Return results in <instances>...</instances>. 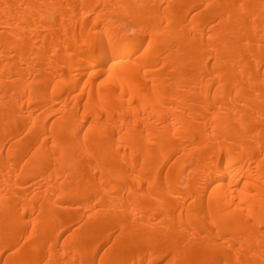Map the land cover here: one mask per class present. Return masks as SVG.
I'll return each instance as SVG.
<instances>
[{
  "label": "bare ground",
  "instance_id": "obj_1",
  "mask_svg": "<svg viewBox=\"0 0 264 264\" xmlns=\"http://www.w3.org/2000/svg\"><path fill=\"white\" fill-rule=\"evenodd\" d=\"M0 264H264V0H0Z\"/></svg>",
  "mask_w": 264,
  "mask_h": 264
},
{
  "label": "rangeland",
  "instance_id": "obj_2",
  "mask_svg": "<svg viewBox=\"0 0 264 264\" xmlns=\"http://www.w3.org/2000/svg\"><path fill=\"white\" fill-rule=\"evenodd\" d=\"M79 11H81V10H79Z\"/></svg>",
  "mask_w": 264,
  "mask_h": 264
}]
</instances>
